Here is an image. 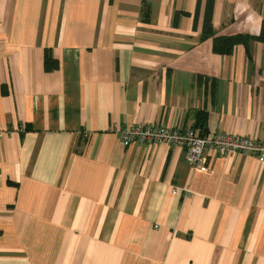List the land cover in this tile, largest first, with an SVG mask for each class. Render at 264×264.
I'll return each instance as SVG.
<instances>
[{
	"label": "crops",
	"instance_id": "obj_1",
	"mask_svg": "<svg viewBox=\"0 0 264 264\" xmlns=\"http://www.w3.org/2000/svg\"><path fill=\"white\" fill-rule=\"evenodd\" d=\"M211 1L0 0V264H264L256 157L122 143L141 123L264 143V0H213L205 33Z\"/></svg>",
	"mask_w": 264,
	"mask_h": 264
},
{
	"label": "built area",
	"instance_id": "obj_2",
	"mask_svg": "<svg viewBox=\"0 0 264 264\" xmlns=\"http://www.w3.org/2000/svg\"><path fill=\"white\" fill-rule=\"evenodd\" d=\"M124 147L133 144L166 143L183 149L187 164L193 170H206L207 155L217 152L221 156L248 154L264 164V143L254 138L230 134L203 136L195 130L141 123L121 130Z\"/></svg>",
	"mask_w": 264,
	"mask_h": 264
},
{
	"label": "trees",
	"instance_id": "obj_3",
	"mask_svg": "<svg viewBox=\"0 0 264 264\" xmlns=\"http://www.w3.org/2000/svg\"><path fill=\"white\" fill-rule=\"evenodd\" d=\"M208 10V15L207 18L205 20V33H209L212 31L211 28V18H212V9H213V0L211 2H209V6L207 8ZM255 40H257L258 42H262L264 43V20H263V25H262V31H261V35L256 38ZM251 41V37L246 36V35H239L236 37H231V38H219L215 40V49L217 51V53L219 54H231V52L233 51V48L235 46H239V45H243L247 48L248 50V46L249 43ZM46 64L48 66V63L50 62V60L47 58L46 59Z\"/></svg>",
	"mask_w": 264,
	"mask_h": 264
}]
</instances>
